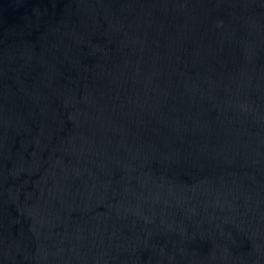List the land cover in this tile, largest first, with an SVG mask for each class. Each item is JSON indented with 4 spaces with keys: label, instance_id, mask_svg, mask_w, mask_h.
Here are the masks:
<instances>
[{
    "label": "water",
    "instance_id": "obj_1",
    "mask_svg": "<svg viewBox=\"0 0 264 264\" xmlns=\"http://www.w3.org/2000/svg\"><path fill=\"white\" fill-rule=\"evenodd\" d=\"M0 264H264V0H0Z\"/></svg>",
    "mask_w": 264,
    "mask_h": 264
}]
</instances>
